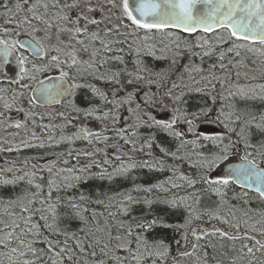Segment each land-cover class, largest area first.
Instances as JSON below:
<instances>
[{"label":"snow or ice","instance_id":"1","mask_svg":"<svg viewBox=\"0 0 264 264\" xmlns=\"http://www.w3.org/2000/svg\"><path fill=\"white\" fill-rule=\"evenodd\" d=\"M0 9V15L7 18L5 23L12 25L11 29L0 28V76L16 73L20 81H36V88L31 90L41 99L57 102L88 88L93 96L111 105V119L120 124L115 129L116 137L131 146L130 151L122 152L119 142L106 145L121 161L111 171L92 173L91 168L100 167L99 163L92 160L81 165L79 157H91L94 152L74 150L52 153L51 159L40 157L45 159L43 164L39 159L33 162L18 157L8 161V167H0V189L15 190L23 185L14 197L0 198L4 206L0 215V264L5 260L7 264H184L189 259L192 264H264V168L256 159L259 156L264 161V142L259 148L252 144L254 129L264 133V111H253L254 102L264 104V0H97L95 4L93 0H15L11 6L3 0ZM97 12L100 18L93 15ZM21 35L28 39H17ZM126 48L128 54L135 55L131 71L125 60ZM26 51L41 62L29 61ZM184 54L189 55V61L180 65L178 61ZM146 57L169 63L166 69L156 70ZM213 57L214 62L205 67V58ZM249 59L251 68L245 62ZM241 68L247 81L243 84ZM51 70L59 72L55 83L37 80V73ZM85 76L111 85V91L93 85ZM65 81L70 82L69 87H65ZM125 84L135 87L128 91ZM194 94L206 99L196 111H189L186 97ZM20 97L23 92H12L9 100L7 90L0 89L4 109L0 121L7 123L8 112L17 106ZM28 100L36 103L32 97ZM133 104L128 108L131 119L124 120L120 108ZM160 106L170 107L172 120L153 115ZM72 108L80 111L75 104ZM16 110L25 111L22 107ZM84 111L91 117L103 110L95 106ZM31 115L26 113V118ZM59 115L63 117L64 113ZM96 118L106 121L109 111ZM205 122L219 124L224 131L219 135L194 131ZM176 123L188 128L176 130ZM8 126L21 129L27 125L16 121ZM141 128L165 131L179 141L176 150L161 145V158L137 161L131 153H142L155 143L152 134L140 141L139 148L135 147ZM185 131L195 137L190 144L185 142ZM31 135L40 139L35 132ZM90 138L104 142L110 139L100 131L82 127L72 136L62 134L59 140L49 136L47 147L79 139L91 144ZM241 145L243 156L239 155ZM22 146L46 147L42 140L38 144L22 140L15 147L0 146V152L19 153ZM185 148L189 150L183 151ZM122 157L127 158V165ZM231 157L240 163L224 171L221 165ZM72 159L77 163L72 164ZM103 163L110 161L105 159ZM183 163L196 172H182ZM137 167L167 168L172 177L154 186L136 185L120 193L119 198L78 190L88 179L111 181L126 177ZM218 169L222 174H216ZM233 185L247 189L240 197L244 204L248 203V191L254 190L260 210L253 213L247 209L241 216L230 211L222 216L220 207L227 203L226 190ZM181 189L183 195L173 191ZM212 195L219 201L205 204V198ZM136 204H143L146 211L140 217H131ZM177 210L186 213L183 225L173 224L168 218ZM202 216L226 227H193V220ZM158 230L181 232L175 240V254L170 242L152 235ZM213 239L216 243H211L210 254L202 242Z\"/></svg>","mask_w":264,"mask_h":264},{"label":"trees","instance_id":"2","mask_svg":"<svg viewBox=\"0 0 264 264\" xmlns=\"http://www.w3.org/2000/svg\"><path fill=\"white\" fill-rule=\"evenodd\" d=\"M15 0H8L9 5L11 6L14 4ZM100 3H104V0H99ZM1 3V0H0ZM93 3H97V0H93ZM94 15V14H93ZM96 16V15H95ZM114 18V17H113ZM6 17L4 16V23L6 21ZM115 23L114 21H112ZM10 25V24H7ZM123 31V29H121ZM21 35L20 37H22ZM159 39V38H158ZM191 39H195L192 37ZM196 50V49H194ZM125 58L128 55L127 48L125 49ZM130 57H127V67L131 71L133 70V60L135 59V55H130ZM83 58L86 60L87 55H84ZM146 62L149 64V66L155 67L156 70L166 69L168 66L169 61L167 60H153L152 57H146ZM196 63H200V60L198 57H194ZM215 60V57L212 59L205 58L204 66L207 67L208 64L213 63ZM189 61V55L184 54L179 59L178 63L180 65L187 64ZM247 64H251V59L245 61ZM240 72L243 74L244 69L241 68ZM50 73L52 75L59 76V72L56 70H51L45 73H37V80H43L44 75ZM90 78V77H89ZM92 84L98 83L96 80L92 79V77L89 79ZM245 82V79H244ZM247 82V81H246ZM125 88L128 91H132L134 89V85H124ZM8 88V92H17V95H19V92H23V97H20L18 99L17 106L13 107L14 110L8 114L9 116L16 115L17 121H21L23 123H26V127L21 128V130L16 131L13 130L9 131L10 137H2L0 139V146H13L19 145L22 140H28L33 144H38L41 140L45 143L46 147L43 149L40 148H26L22 146V150L18 152H0V167H8V161H14L19 159H23L24 157H28L29 159H32L33 162H36L37 159L40 157H45L46 159L52 158V153H61V152H68L70 150H74L76 152L83 153L84 151L88 152H94V155L91 157H87L84 155H81L79 157L80 164L84 163H91L92 160H96L100 167L93 166L91 168L92 173H98L102 171L103 169H108L111 171L114 166H119L121 161H118L115 159V155L113 153V149L111 147H107L106 145H111L114 143L119 142L121 145H123V151H130L131 146L130 145H124L122 140H119L118 137H116L115 129H118L120 127L119 123H114L111 119L112 112L111 105H106L103 101H101L98 97H95L92 95V93L89 91L88 88H82L79 89L75 96H72L71 99H69L67 102L63 103L57 108L54 109H40L35 106V104H31L28 99L31 97L32 90L36 87V81L32 80H24L19 83V85L14 87H9L6 85H0V89ZM104 89H107L111 91L112 86L103 84ZM10 93V94H11ZM124 93H121L123 95ZM26 97V98H25ZM24 98V102L22 103V106L20 104L21 99ZM187 99V105L189 111H196L199 107L203 106L204 99L200 95H191L186 97ZM10 100V96H9ZM255 106L253 108V111H255L257 114H259L261 111H264V104H262L259 101L254 102ZM75 104L77 108L80 109V111H74L72 108V105ZM98 106L103 111H109V118L105 120L97 119V116H102V112L94 113L93 116L87 117L85 116V109H92L93 107ZM135 105H124L120 108L119 113L124 118V120H130L131 117L128 112L129 107H134ZM16 107H22L25 109L24 112H18L16 110ZM37 111L42 112V117H36L34 112ZM25 112H31V117L24 118ZM63 112L64 116H60L59 114ZM35 115V116H34ZM153 115H155L158 119L162 120H172L173 114L169 108H164L163 106L157 107L153 110ZM93 120V121H92ZM8 120L7 122H9ZM4 124V122L0 121ZM6 124V123H5ZM47 126V127H45ZM60 126H63L61 128ZM87 128L91 131H100L102 136L107 135L110 137V139L107 142H104L102 140H96L95 138H90L92 140V143L90 144L88 140L79 139L75 140L72 144L68 143H61L59 147H47V144L49 143L48 137L49 136H55L57 140H59L60 136L66 135V136H72L77 131H79L80 128ZM176 130H186L188 128L187 125H184L182 123H176L175 125ZM131 131V129H129ZM194 131H199L204 135H219L224 131L223 127L219 124H208L207 122L199 124L198 127H194ZM35 132L36 136L40 139L37 140L36 138L32 137V133ZM254 135L252 137V144L254 148H259L260 144L264 142V133L256 132L255 129L253 130ZM155 135V143L153 144L152 148L145 147L144 152H136L131 153L134 158L137 161H142L144 159L150 160V162H153V158H161L162 153L159 150V146H164L172 151L176 150V147L179 143L176 139L169 136L165 131L156 129V128H141L139 129V139L137 140V143L135 145L136 148H139L141 146L140 141L145 140L150 135ZM185 142L190 144V141L195 139V137L192 135L191 132L185 131ZM6 142V143H5ZM189 149L185 148L183 151L187 152ZM253 149H248V151H252ZM207 151V149H205ZM105 152L108 153V155H105ZM151 153V156H148L147 154ZM239 155H244L243 145H241V150L239 151ZM105 159H108L110 161L109 164H104L103 161ZM123 163L127 165L128 161L126 157H122ZM257 163L260 164L261 168H264V161L261 160L259 156H257ZM240 160L231 157L228 162H239ZM39 163L43 164L45 163V159H39ZM72 164H76V159L71 160ZM169 163H172V161L169 159ZM182 172L193 175L196 172V169L190 168L188 163H183L181 165ZM216 174H221L220 170L216 171ZM172 177V172L169 171L167 168L164 170L157 169H149V168H141L137 167L135 169H132L126 177H116L115 179L109 181L107 179L101 180V179H88L86 182H82L79 186V191L84 192L86 194H92L93 196L96 193H107L112 196H116L119 198L120 193H127L131 191L136 185H140L143 187H149L154 186L158 184H162L165 181L169 180ZM23 185L17 187L15 190L12 188H2L0 189V198L3 200H7L9 197H14L16 194H19L20 188H22ZM178 191L179 195H183V190H173ZM226 200L227 203L220 207V214L222 216L229 215L230 211L235 212L237 216H241L242 213L239 212V210H247L251 209L253 213L258 212L260 210V201L257 200L256 194H252L248 192V203L244 204L243 201L240 199L241 196H243V193L245 191L233 186H230L227 190ZM135 195L143 196V193H139ZM71 195V193H69ZM161 195H164L161 193ZM212 202H218L219 198L215 195H212L210 197L205 198L204 203ZM200 211H203L202 206H197ZM245 207L246 209H243ZM101 210V209H98ZM158 211H165L164 209H161L160 207H157ZM146 211V208L143 204H136L133 205L131 217H140L144 214ZM4 212V206L3 204H0V215H2ZM186 217V213L183 210H177L175 212L169 213V220L173 224L177 225H183L184 220ZM7 218V217H3ZM259 217H255V219ZM128 220V218H125ZM193 227L199 226L200 228H204L205 230H210L212 227H226L225 225L221 224L218 220L211 219L208 216H202L199 220H193ZM71 227L74 229L76 227V222H73ZM154 236H160L164 238L166 241L170 242L173 248V253L177 251V246L175 243V240L179 239L181 236V232H172L171 230H158L156 233H153ZM211 243H216L215 239L211 241H203L202 246L205 248L207 252L210 254L212 253ZM238 246V245H237ZM5 264H7V261L5 260ZM184 264H192V261L185 260Z\"/></svg>","mask_w":264,"mask_h":264},{"label":"water","instance_id":"3","mask_svg":"<svg viewBox=\"0 0 264 264\" xmlns=\"http://www.w3.org/2000/svg\"><path fill=\"white\" fill-rule=\"evenodd\" d=\"M24 40V39H22ZM29 55H31L32 57H34V55L32 54L31 51H26ZM35 58V57H34ZM15 77V78H13ZM57 81V78H51L49 80L46 81V84H53ZM20 82L18 76H16V73H8L6 76H0V83H7V84H11V85H16ZM65 87H69V82L65 81ZM70 96H67L65 98H63L60 102H57L55 99H41L39 98L37 93H32V98L36 100V104L38 106H40L41 108H53V107H57L59 106L63 101L67 100ZM240 163V162H239ZM239 163H232V164H228L227 166L223 167L224 171H227L228 167H231L234 164H239ZM237 188L242 189V190H247L245 189L242 185H235ZM251 193H255L254 190L253 191H248Z\"/></svg>","mask_w":264,"mask_h":264},{"label":"rangeland","instance_id":"4","mask_svg":"<svg viewBox=\"0 0 264 264\" xmlns=\"http://www.w3.org/2000/svg\"><path fill=\"white\" fill-rule=\"evenodd\" d=\"M156 43H157V46L159 47L160 46V44H159V39L157 38V40H156ZM41 61H39V63H40ZM248 66H249V68H251V67H253V65H252V63L250 64H248ZM54 76H56L55 74L54 75H52V74H50V73H47V74H45L44 75V78H52V77H54ZM240 83L241 84H243V83H246V81L244 82V75L241 73V77H240ZM8 90V88H5L4 87V90ZM8 92V91H7ZM10 93L11 92H8V94H9V96H10ZM26 98V97H25ZM22 101H20V104H21V106H22V103L25 101L24 100V98H22L21 99ZM26 100H28V99H26ZM32 104V103H31ZM102 109V108H101ZM12 110H14V108L12 109ZM11 110V111H12ZM102 110H104V109H102ZM0 111H4V109H3V107H2V105H0ZM10 111V112H11ZM10 112H8V114H10ZM26 113H28V112H25L24 113V118H26ZM34 114L36 115V117H42V112H37V111H35L34 112ZM34 115V116H35ZM31 117V116H30ZM29 118V117H28ZM28 118H26L27 120H28ZM17 119H20V118H17L16 117V115H14V116H9V122H7L6 124L4 123V125H3V123H1L0 122V127H4V132H1L0 131V139L2 138V137H10L9 135V131L8 130H10V131H12V129L13 130H16V131H19V130H21V129H16L15 127H9L8 125L9 124H14L16 121H17ZM93 121V120H92ZM207 203H209L208 201H207ZM243 209H246L245 207H243ZM239 212H241L242 213V210H239ZM254 219H255V217H254ZM255 220H258V218H256ZM251 222H253V221H250V223Z\"/></svg>","mask_w":264,"mask_h":264},{"label":"flooded vegetation","instance_id":"5","mask_svg":"<svg viewBox=\"0 0 264 264\" xmlns=\"http://www.w3.org/2000/svg\"><path fill=\"white\" fill-rule=\"evenodd\" d=\"M2 2H3V0H1V3ZM2 12H3V9H0V13H2ZM94 15H96L97 18H100V15L101 14L99 12H97V13H94ZM112 21L116 22L115 17L113 18ZM3 27H9V29H11L12 25H7L6 23H4V16L3 15H0V28H3ZM91 27L93 28V30H95V26H91ZM102 27H103V25H102ZM0 35H2V33H0ZM22 38H28V37H25V36H22V37L19 36V37H17V39H22ZM17 54L19 55V53H17ZM130 55L133 56L134 54H130ZM127 57H130L129 54L126 56L125 60L127 59ZM29 61L35 62V63H39V61H36L33 58H31ZM89 77L90 76H85V78L88 79V80L91 78V77L90 78ZM96 81L98 83H95L94 85L103 87V83L101 81H98V80H96ZM0 131L1 132H4V127H0Z\"/></svg>","mask_w":264,"mask_h":264}]
</instances>
